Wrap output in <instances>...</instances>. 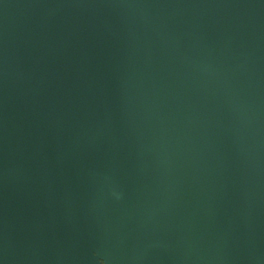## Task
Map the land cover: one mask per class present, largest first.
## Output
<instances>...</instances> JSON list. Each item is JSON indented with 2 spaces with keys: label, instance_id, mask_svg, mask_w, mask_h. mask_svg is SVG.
<instances>
[{
  "label": "water",
  "instance_id": "water-1",
  "mask_svg": "<svg viewBox=\"0 0 264 264\" xmlns=\"http://www.w3.org/2000/svg\"><path fill=\"white\" fill-rule=\"evenodd\" d=\"M0 264H264V0H0Z\"/></svg>",
  "mask_w": 264,
  "mask_h": 264
}]
</instances>
